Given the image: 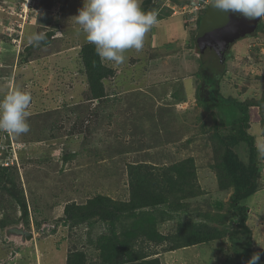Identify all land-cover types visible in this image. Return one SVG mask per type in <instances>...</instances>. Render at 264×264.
<instances>
[{
	"label": "rangeland",
	"instance_id": "1",
	"mask_svg": "<svg viewBox=\"0 0 264 264\" xmlns=\"http://www.w3.org/2000/svg\"><path fill=\"white\" fill-rule=\"evenodd\" d=\"M174 1L181 5L187 3V0ZM163 3L159 5L161 12L165 8ZM82 7L83 0H0L3 50L0 54V99L14 89L27 91L32 96L27 118L29 132L15 135L0 131V161L4 158L17 160L19 187L15 195L26 202L28 214L24 217L15 197L3 192L0 193V221L9 218L16 223L15 227L24 229L27 223L25 230L34 236L33 241L27 243L13 237L6 241L4 232L8 228L0 227V264H65L69 250L83 252L91 260L97 255V248L89 243V238L93 242L103 226L96 223L89 227L86 223L69 228L63 218L64 205L81 204L97 194L114 201H126L128 164L171 166L187 158L193 159L198 183L194 198L183 201L189 204V211L170 212L171 218L158 229L167 233L179 224L201 223L224 231L225 235L208 244L180 250L176 256L164 260V264H221L226 258L234 257L230 238L236 235L243 242L246 235L227 202L231 190L218 191L219 185L224 186L226 180H218L215 170L211 169L214 152L207 136L198 131L200 119L204 122L208 116L196 102L197 82L200 84L194 75L198 69V55L191 44L196 33L193 30L195 20L191 23V16H184L185 11L174 7L185 20L177 16L165 23L158 21L145 36L144 44L152 43L160 49L151 50L145 58L142 56L148 45L140 51L126 50L125 62L118 66L120 71L129 69L128 77L121 73L109 82L114 95L110 94L99 106L83 105V100L71 101L78 93L73 82L67 85L66 91L52 92L50 89L57 72L53 63L58 58H41L48 49L39 52L41 56L37 60L34 59L37 50L34 51L33 61L26 65L20 63L18 56L29 44L31 34L53 31L55 22L59 38L55 45L62 49L60 52L78 48L86 38L72 18ZM260 20L254 35L240 38L229 46L226 72L221 80L225 96L241 98L253 94L259 97V79L264 77V18ZM257 61L260 63L255 64ZM108 62L112 67L115 65ZM40 81H43L45 92L37 84ZM251 112L250 131L256 140L257 134L253 131L257 117ZM207 126H211V121ZM69 129V136L58 137ZM187 142L190 144L185 145ZM67 143L75 157L64 163L65 153L69 152L63 146ZM256 145L261 152L264 137L259 142L256 140ZM260 185L262 191L248 200L246 222L254 253L264 252V177ZM134 224L135 221H129L126 227H134L131 226ZM117 230H120L118 225ZM143 246L144 249L148 247Z\"/></svg>",
	"mask_w": 264,
	"mask_h": 264
},
{
	"label": "trees",
	"instance_id": "2",
	"mask_svg": "<svg viewBox=\"0 0 264 264\" xmlns=\"http://www.w3.org/2000/svg\"><path fill=\"white\" fill-rule=\"evenodd\" d=\"M156 1L158 0H144L142 2L144 11H155L158 14L161 9L159 5L162 2L165 3L166 0H159L160 4H157ZM175 3L181 5L179 1ZM211 5L212 2L204 10L196 13V15L198 14L195 18L196 27L194 30L196 33L191 39V44L198 55V69L194 75L200 84L197 82L196 102L204 115L208 116L204 122L201 119L200 122L198 121V131L199 134L207 136L209 145L214 152L211 169L215 170L218 180H226L224 186L219 185L218 191L231 190L227 202L233 216L237 218L243 234L246 235L243 242L237 239L236 235L230 238L234 257L226 258L221 264H247L254 253L252 239L250 240L251 231L246 225L249 211L248 200L263 189L260 181L261 177H264V147L260 146L261 152H259L256 140L259 142L264 137V77L259 79V88H261L259 97L250 94L240 98L222 94L221 80L226 72L228 59H219L208 42L202 41L198 44L196 42L200 23L204 17L208 16L207 11ZM171 12V9L165 7L164 11H160L157 15L158 21L162 19L163 14ZM44 34L46 36L44 41L38 45L34 43L25 48L26 51L35 46L34 49H38L45 45L50 40L51 33L47 31ZM147 56L149 57V54H144L142 58ZM19 58L22 61L24 55ZM24 60L27 61L26 58ZM76 61L87 84V102L94 104L93 102L97 101L96 106L101 105L109 96L106 94L104 81L114 76L111 64L106 61L104 64L97 55L95 46L86 40L78 49ZM257 63L260 62L257 61L255 64ZM251 111L257 117L253 131H256V140L255 135L250 131L253 117ZM210 121L211 126L208 127L207 124ZM76 127L77 125L72 129L74 130ZM70 130L65 132V135H58V137L69 136ZM193 140L191 139V141ZM53 141L54 139L50 140V142ZM62 141L64 140L60 139V142ZM188 144L190 143L187 142L185 145ZM63 147L66 152H69L65 153L67 157L63 162L67 163L68 159L73 161L75 154L69 149L68 143ZM20 165L22 164L20 163ZM195 172L196 168H194L191 158L178 161L171 166L131 163L126 166L128 186L126 201H114L107 196L97 194L81 204L66 203L63 209V218L69 228L86 223L89 227L96 223L103 227L101 234L94 240L96 243L89 238V243L97 248V250L95 249L96 256L89 260L83 252L69 250L66 253L65 264H159L157 259L147 260L151 256V252L144 249L143 245H147L149 249L150 243L154 247L163 245V251L170 252L208 244L213 239L221 238L225 235L224 231L211 229L201 223L179 224L174 230L164 234L158 230L161 223L171 218L170 212L189 211V204H185L183 201L195 196L198 184ZM18 175L16 159H1L0 193L5 192L10 196L13 195L22 214L26 217L28 214L26 202L23 199H17L15 195L16 187H19ZM204 217L209 222H213L210 217L206 215ZM129 221H135V224L131 225L134 227H126ZM15 225L16 223H12L9 218L0 221L2 229ZM117 225L120 230H117ZM25 229H28L27 223H25ZM258 264H264V252L261 253Z\"/></svg>",
	"mask_w": 264,
	"mask_h": 264
},
{
	"label": "clouds",
	"instance_id": "3",
	"mask_svg": "<svg viewBox=\"0 0 264 264\" xmlns=\"http://www.w3.org/2000/svg\"><path fill=\"white\" fill-rule=\"evenodd\" d=\"M211 2L212 7L224 13L236 12L248 19L264 18V0ZM157 15L155 11H144L141 0H83V7L72 19L80 26L86 41L95 46L101 60L120 65L125 62L126 50H142L146 34L158 23ZM45 39L44 33H33L28 43L38 45ZM31 101V94L21 89H14L0 99V131L15 135L29 132ZM260 257L261 253H254L247 264H258Z\"/></svg>",
	"mask_w": 264,
	"mask_h": 264
},
{
	"label": "crops",
	"instance_id": "4",
	"mask_svg": "<svg viewBox=\"0 0 264 264\" xmlns=\"http://www.w3.org/2000/svg\"><path fill=\"white\" fill-rule=\"evenodd\" d=\"M164 6L167 7V8H169V9H171L172 12L171 13H166V14L162 15V19H160L159 22L165 23L166 21H169L171 19H176L177 16H179L180 18H182V21L185 20V18L181 17V13L180 12L178 13V11H175L174 10V9H176L178 7V5L175 2H172L171 0H166L165 3H164ZM142 7H143V5H142ZM174 7H176V8H174ZM181 8H182V6H180L178 8L179 11H181ZM142 9L144 10V8H142ZM159 10L161 11V9H159ZM160 11H158V14H159ZM160 14H162V13H160ZM187 14L188 13H184L183 15H187ZM195 18H196V14H193L191 16V18L189 17V21L191 23H194V20L196 21ZM53 26H54L53 31L46 30V31L42 32V33H46L47 31H50V33H51L50 40L45 45L40 46L38 49H34L36 47L35 46V47H33V49L26 51L25 48H27V47H29V46H31V45L34 44V43H32V44L26 45L23 48V50H22L21 54H19V56L24 55V59L26 58L27 61H25L24 59H22V61L20 63H24L26 65V64H29L30 62H32L33 59L31 57L33 56L34 51H36V50L37 51L35 52L34 59L36 58V60H37V59H39L38 57L41 56V53H39V52H41L43 49H48L41 56V58L42 57H45V56H53L52 58H54V59L58 58L53 63V65L57 69V72H56V74L54 76L55 82L53 80L54 85H53V87L52 86L50 87V89L52 90V92L54 90H60V91L64 90V91H66L65 88H68L67 85L69 83L73 82L74 83V88H76V90H78V93H76L75 95L76 96L79 95V97L76 98L75 95H74L72 97V99H71L72 103L76 99H78L80 101L81 100L84 101V102H82L83 105L89 104V102H87V100H86L87 99V93H88L87 92V84H86L85 79H84V77H83V75L81 73V68H78V70L76 69V63H77L76 58H77V55H78V49L80 48L81 45L78 48H75V49L71 48V50L67 49V51L60 52L62 49L58 48L55 45L56 42H57L55 40H58L59 39V38L56 37V33H58V29H57L58 23L55 22ZM194 28L195 27H193V30H194ZM54 30L55 31L57 30V32H54ZM146 36H147V34H146ZM144 45H148V47L144 49V54H147V55L150 54L153 50H159L160 49L159 47H156V45H153L152 43L151 44H147L146 43ZM143 48H144V46H143ZM2 53H3L2 43L0 42V54H2ZM102 61H103L104 64H106V62H108V61L105 62L104 60H102ZM112 69L114 70V76H113V78L104 81V88H105L106 94H109V95L110 94L114 95L112 93V91L114 92V90L112 89V86H111L112 83H109V82L110 81H113L118 76V74H121L122 73V75H123L125 73L126 74V77H128V73H129V69L128 68L126 70H121L120 71L119 66L116 65V64L112 67ZM115 70H119V73L118 72H115ZM77 74H79L78 77H77ZM122 75H121V77H122ZM75 76H76V79H74ZM132 79H135V77H133ZM74 81H76V82H74ZM37 84L40 87H42L43 81H40ZM131 85L135 87V84L131 83ZM41 90L43 92H45L46 88L45 87H42ZM107 98H109V96ZM73 99H74V101H73ZM93 103L96 106L98 102L95 101ZM69 149L72 150L71 146H69ZM158 230H159V232H162L164 234V232L161 229H158ZM149 247H150V245H149ZM163 247H164L163 245H158V246L154 247L153 244L150 247V249L147 247L146 248L147 251L151 252V256L149 258H147V260L157 259L158 262H159V264H164V260H167L171 256H176V254H178L177 252H179L180 250H184V249L190 250V249L196 248L197 246H193V247H189V248H184V249H180V250H175V251H170V252L163 251ZM66 251H67V249H66ZM173 263L174 264H181V262L180 263L173 262ZM185 264H186V262H185Z\"/></svg>",
	"mask_w": 264,
	"mask_h": 264
},
{
	"label": "water",
	"instance_id": "5",
	"mask_svg": "<svg viewBox=\"0 0 264 264\" xmlns=\"http://www.w3.org/2000/svg\"><path fill=\"white\" fill-rule=\"evenodd\" d=\"M207 13L208 16L200 23L196 42H208L219 59L226 57L229 46L236 40L254 35L260 21V17L248 19L240 13L221 12L212 5ZM4 234L6 241L13 237L19 238L21 243L31 242L34 238L33 233L23 227H10Z\"/></svg>",
	"mask_w": 264,
	"mask_h": 264
},
{
	"label": "built area",
	"instance_id": "6",
	"mask_svg": "<svg viewBox=\"0 0 264 264\" xmlns=\"http://www.w3.org/2000/svg\"><path fill=\"white\" fill-rule=\"evenodd\" d=\"M211 1L212 0H187V3L182 6L181 11L193 15L204 10Z\"/></svg>",
	"mask_w": 264,
	"mask_h": 264
},
{
	"label": "flooded vegetation",
	"instance_id": "7",
	"mask_svg": "<svg viewBox=\"0 0 264 264\" xmlns=\"http://www.w3.org/2000/svg\"><path fill=\"white\" fill-rule=\"evenodd\" d=\"M198 32V31H197Z\"/></svg>",
	"mask_w": 264,
	"mask_h": 264
}]
</instances>
